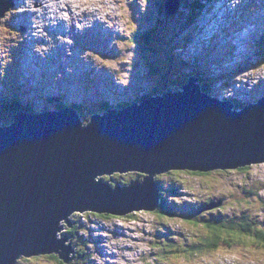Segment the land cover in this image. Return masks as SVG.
I'll return each mask as SVG.
<instances>
[{"label":"rangeland","instance_id":"obj_1","mask_svg":"<svg viewBox=\"0 0 264 264\" xmlns=\"http://www.w3.org/2000/svg\"><path fill=\"white\" fill-rule=\"evenodd\" d=\"M12 1L15 8L0 24V127L13 123L1 109L2 99L18 101L35 114L78 106L87 124L93 114L162 95L191 77L204 92L232 101L235 110L264 98V0H200L201 12L188 10L197 0H183L173 17L165 14L168 0H40L44 7H36L35 13L37 0ZM214 5L212 14L209 6ZM223 10L228 25L237 23L236 30L253 22L251 33L235 43L224 40L220 30L210 37L212 25L222 24L218 13ZM214 15L216 22H210ZM241 41H246L244 49ZM174 173L156 177L163 185L161 200L177 212L170 219L157 211L132 218L75 214L73 227L64 225L59 235H69L66 245L76 248L72 264H167L154 259L165 232L189 245L206 235L186 218L193 210L201 221L239 220L246 213L264 223V164L210 176ZM137 175L121 176V185L142 182ZM207 201L216 207L196 214ZM58 260L41 256L17 264H64ZM168 264H264V254H201Z\"/></svg>","mask_w":264,"mask_h":264},{"label":"water","instance_id":"obj_2","mask_svg":"<svg viewBox=\"0 0 264 264\" xmlns=\"http://www.w3.org/2000/svg\"><path fill=\"white\" fill-rule=\"evenodd\" d=\"M180 2L165 3L167 16L177 14ZM14 5L0 0V24ZM10 119L0 127V264L51 255L72 264L76 248L66 245L69 235L59 237L64 225L72 228L77 213L156 212L157 176L264 164V98L238 111L204 92L195 77L94 114L87 124L73 107L17 110ZM130 173L145 177L127 186L113 178Z\"/></svg>","mask_w":264,"mask_h":264},{"label":"trees","instance_id":"obj_3","mask_svg":"<svg viewBox=\"0 0 264 264\" xmlns=\"http://www.w3.org/2000/svg\"><path fill=\"white\" fill-rule=\"evenodd\" d=\"M202 3L203 2H200V0H197V2L192 4L190 8L188 7V10H190L191 12L200 11L201 7H203ZM203 91H206V88L203 89ZM147 97L149 96L143 97L142 100ZM73 108H76L80 113L81 109L78 106H73ZM244 108L245 106L243 107V109ZM1 109L6 111L8 115L17 110L18 111L24 110V112H27L26 111L27 109H24L20 105V103H18V101L12 100L11 102H8L7 99L6 100L3 99V104ZM250 168L251 167H247L239 170L246 171ZM180 172L176 171L174 174H182ZM188 172L190 174L200 175V176H210L212 174V173H199V172H190V171ZM116 176L115 179L118 180L116 182L118 184L123 183L122 177L120 175H116ZM137 176H141V175L139 174ZM107 179L109 180V178ZM179 183L183 184V181L179 180ZM176 188L177 189H175V191L176 192L179 191L180 188L178 186H176ZM160 189L161 190L163 189L162 184H160ZM160 196H162V193ZM211 205H212L211 202L207 201L201 207L196 209V214L205 211ZM176 213L177 212L174 213L171 209L168 208L166 199L164 200L162 198L161 204L156 214H158L162 219H170L172 216H175ZM244 214L245 215H241L239 220L217 217L216 221H212L209 219L206 221H201L198 219V217H194L195 211L194 210L191 211L188 217L186 218L189 219L190 221H193L191 225L194 226L195 228L198 229L199 227L204 228V230L206 231V235L204 236V238H202L200 241L198 240L199 242L194 241L192 242V244L189 245L186 242L174 241L173 240L174 237L173 236L170 237V232H165L166 234L165 240L164 241L162 240L161 243L159 242L160 246L156 247L158 257L155 259H157L158 261L162 260V262L168 264L172 259H174V261H180L181 259L190 260L191 258L199 257L201 254H203V256L215 255L218 253L220 254L226 253L232 255V254L247 253L248 251L253 254H264V223H257L252 218L249 217L250 215H247L246 213ZM179 216L182 217L183 215H179ZM102 217L107 218L109 216L102 215ZM127 217L132 218L134 217V214H131ZM69 233L73 235L72 230H70ZM50 258L58 259V257L54 255L50 256ZM58 261L60 263H63L60 260Z\"/></svg>","mask_w":264,"mask_h":264},{"label":"bare ground","instance_id":"obj_4","mask_svg":"<svg viewBox=\"0 0 264 264\" xmlns=\"http://www.w3.org/2000/svg\"><path fill=\"white\" fill-rule=\"evenodd\" d=\"M63 1V0H62ZM233 1V0H232ZM37 2V4L34 6V8H33V12L35 13V8L36 7H41V8H43L44 7V4H43V2L42 1H40V0H37L36 1ZM24 4H27V3H24ZM79 4V3H78ZM226 4V3H225ZM229 6V5H228ZM209 7H214V6H209ZM202 8H204V7H202ZM178 10H179V8H178ZM28 11H30V9L28 10ZM27 11V12H28ZM201 12V11H200ZM219 12V11H218ZM213 13H215V8L213 9V11H212V14ZM86 14V13H85ZM218 16H220V14L218 13ZM227 17V16H226ZM214 18H216V15H214V16H212V19H214ZM50 19H52V17L50 16ZM89 19V18H88ZM210 19H207V22L209 21ZM66 21H67V19H66ZM51 23V22H50ZM53 24H51V26H52ZM56 25H58V23H56ZM54 29V28H53ZM92 29H93V27H92ZM210 30V29H209ZM102 31L103 30H101V33H102ZM93 32V31H92ZM249 32V31H248ZM248 32H246V34H248ZM90 33V32H89ZM212 34V33H211ZM243 36H246V35H243ZM202 42V41H201ZM96 47V46H95ZM95 47H88V49L90 50V49H92V50H94V48ZM240 52V51H239ZM18 97V96H17ZM127 175V174H126ZM140 175H142V174H140ZM144 176V175H143ZM145 177V176H144Z\"/></svg>","mask_w":264,"mask_h":264},{"label":"flooded vegetation","instance_id":"obj_5","mask_svg":"<svg viewBox=\"0 0 264 264\" xmlns=\"http://www.w3.org/2000/svg\"><path fill=\"white\" fill-rule=\"evenodd\" d=\"M74 229H75V227H74ZM35 260H38V257H35Z\"/></svg>","mask_w":264,"mask_h":264}]
</instances>
